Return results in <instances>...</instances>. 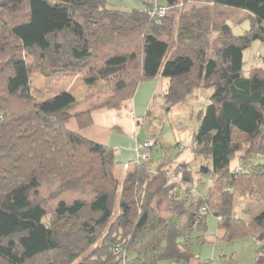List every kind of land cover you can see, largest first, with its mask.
Instances as JSON below:
<instances>
[{
    "label": "trees",
    "instance_id": "16d2710c",
    "mask_svg": "<svg viewBox=\"0 0 264 264\" xmlns=\"http://www.w3.org/2000/svg\"><path fill=\"white\" fill-rule=\"evenodd\" d=\"M140 1L122 10L107 0H0V264H190L212 215L223 241L252 237L264 264V208L249 222L234 211L237 196L264 200V66L244 69V51L264 45V0ZM181 1L193 7L148 13ZM246 18L236 34L232 23ZM36 74L45 91L33 88ZM74 75L106 97L79 107L62 87ZM159 75L167 109L213 89L192 146L212 184L196 199L189 162L162 158L120 179L114 148L67 126L92 125L93 111ZM239 152L240 162H262L237 172Z\"/></svg>",
    "mask_w": 264,
    "mask_h": 264
},
{
    "label": "rangeland",
    "instance_id": "374dc122",
    "mask_svg": "<svg viewBox=\"0 0 264 264\" xmlns=\"http://www.w3.org/2000/svg\"><path fill=\"white\" fill-rule=\"evenodd\" d=\"M159 3L164 4L166 0H157ZM108 5L111 8L128 10L132 8H142L143 4L140 0H107ZM187 4V3H186ZM191 2L189 5H185L184 2H180L174 11L168 12L173 15H181L184 11H188L193 6ZM138 6V7H137ZM244 15V14H243ZM232 23V22H231ZM236 34H242L250 26V20L246 18L241 22L232 23ZM245 59V74H249V70L255 67L264 66V45L260 41H255L251 47L244 51ZM67 81L64 82L62 87H66L70 93H72L77 101L79 107L84 102H90L95 99L96 101L104 99L106 93L103 88L99 89L89 88L86 85L82 75H74L73 77H67ZM44 78L36 74L33 76V88L40 91L46 90ZM57 87H60L57 85ZM213 92L212 88L195 89L191 96L180 103L175 104L170 109H167L165 99L163 95H158L152 106V111L147 115H142L138 119V132L136 136H131L133 141L138 140L136 146L138 147L142 141L153 140L154 147L151 149V161L147 164L158 163L162 158H179L180 161L189 162L195 172V178L191 183V190L193 197L196 199L200 195L206 194L208 188L212 184V175L202 174V177L197 170L202 164L208 165L207 159L204 157L195 158L192 153L194 134L198 131L200 125V113L210 104V96ZM55 95L51 93L49 97ZM46 99V98H44ZM118 133V132H117ZM119 135V134H115ZM129 139L124 141L119 140V147L124 149ZM116 141L113 139V144ZM242 155V152L237 153V156L231 163V168L236 169L237 172H241L242 169H248L249 165L262 162L261 158L255 157L252 160L240 162L238 158ZM119 155L117 159L119 160ZM136 159V158H135ZM135 161V163H134ZM129 168L125 170V164L123 165L124 176L133 171L138 165L142 164L136 162V160L127 162ZM135 165V166H134ZM168 174V173H167ZM172 176V174H170ZM122 179L121 175H119ZM201 178V179H200ZM181 179L178 176V180H174L176 183H180ZM264 208L263 201H248L241 196H237L235 200V215L242 217L249 222L253 216H255L260 210ZM209 231L207 234V240L204 244L202 240L195 237L193 239V251L195 257L190 264H205V259H212L213 264H256L255 253L257 244L252 237L246 236L242 239L232 242H225L220 238L222 234L217 228V218L215 216H209ZM131 256V255H130ZM158 264H170L169 261H161Z\"/></svg>",
    "mask_w": 264,
    "mask_h": 264
},
{
    "label": "crops",
    "instance_id": "0c3cea01",
    "mask_svg": "<svg viewBox=\"0 0 264 264\" xmlns=\"http://www.w3.org/2000/svg\"><path fill=\"white\" fill-rule=\"evenodd\" d=\"M167 84L168 79L159 75L153 81L142 83L133 98L93 111L92 116L94 121L92 125L79 128L77 121L71 119L67 126L70 130L79 132L94 142L114 148L118 162L114 173L117 177L121 175L123 178L125 177L123 172L124 163L133 161L136 158L135 148L138 140L133 141L131 136H136L138 132V119L140 116L147 115L152 111V103H154L158 95H163L164 98ZM113 139L116 141L115 144H113ZM125 139H129V141L126 147L121 149L118 144L119 140L124 141ZM117 155L120 157L119 160L117 159Z\"/></svg>",
    "mask_w": 264,
    "mask_h": 264
},
{
    "label": "built area",
    "instance_id": "2783aa9c",
    "mask_svg": "<svg viewBox=\"0 0 264 264\" xmlns=\"http://www.w3.org/2000/svg\"><path fill=\"white\" fill-rule=\"evenodd\" d=\"M169 12V9L167 7H158L155 6L148 10V13L151 16H157L159 18L165 17V15ZM154 147V141L148 140L142 142L138 147L136 146V162L139 163H148L151 161V149ZM135 163V161H134ZM125 170L129 168V164L126 163ZM135 166V165H134ZM167 173L170 175L171 171H167ZM173 180H178V176L173 177ZM116 252H120L119 248H116ZM124 264H126L124 262Z\"/></svg>",
    "mask_w": 264,
    "mask_h": 264
}]
</instances>
